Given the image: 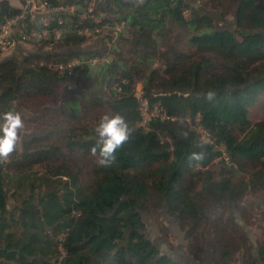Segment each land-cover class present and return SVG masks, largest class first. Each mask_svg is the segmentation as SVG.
<instances>
[{
	"label": "trees",
	"instance_id": "obj_1",
	"mask_svg": "<svg viewBox=\"0 0 264 264\" xmlns=\"http://www.w3.org/2000/svg\"><path fill=\"white\" fill-rule=\"evenodd\" d=\"M47 1L66 11L52 16L48 38L29 43L36 53L0 61V113L34 98H57L61 83L77 72L83 83L105 73L108 96L92 91L80 111L108 105L132 131L109 166L91 152L92 128L78 133L54 126L0 158V264H181L160 255L145 235L140 213L150 196L185 232L193 261L205 262L209 249L211 264H237V254L240 264L264 263V244L254 245L236 221L239 216L249 227L246 191L264 192V119L253 125L248 119L251 102L264 93V0H227L234 5L233 29H217L213 16L185 0H94L91 12L93 0ZM20 13L0 0V25ZM95 27L99 34L118 27L114 44L107 37L101 52L81 49L83 30ZM55 28L62 32L58 40ZM174 28L185 32L193 52H161ZM48 46L54 50L44 51ZM100 56L105 61L88 62ZM73 60L79 63L71 75L55 69ZM140 80L148 110L163 114L144 126L134 93ZM72 110L68 116L76 119ZM194 126L212 141L200 139ZM213 163L217 177L209 170ZM245 167L249 181L234 184L230 174ZM7 187L21 198L30 192L12 212Z\"/></svg>",
	"mask_w": 264,
	"mask_h": 264
},
{
	"label": "rangeland",
	"instance_id": "obj_2",
	"mask_svg": "<svg viewBox=\"0 0 264 264\" xmlns=\"http://www.w3.org/2000/svg\"><path fill=\"white\" fill-rule=\"evenodd\" d=\"M186 3L195 6L199 11L205 12L215 18L216 28H234L236 18L234 16V5L227 0H185ZM90 10L96 8V3L93 0L90 4ZM89 10V11H90ZM225 14L226 17L221 19L220 16ZM188 12L184 16L187 17ZM118 27L113 30L105 27L102 29L99 35L87 37V40L82 45L83 50H95L100 51L102 42L108 41V38H112L111 44L113 45L117 35ZM106 37V38H105ZM108 37V38H107ZM102 40V41H101ZM15 46V45H14ZM11 47L5 52L3 56H0V61L4 58L14 57L15 59L22 60L23 57L31 53H36V46L30 44L21 43L18 46ZM110 49V48H109ZM54 47H44V51L52 52ZM161 52H169V57L172 53H187L193 52L186 44V34L181 29L174 28L170 31V36L167 41L161 47ZM114 58V54H109ZM161 62L157 61L153 67H159ZM23 67V66H21ZM99 74V73H98ZM99 81L94 78L83 83L81 75L77 72L71 78L64 80L60 86V93L57 98H34L25 101L21 107H18V103L14 102L13 105L18 107V111L24 118V127L19 130L18 148L21 151L23 144L32 136H37L47 133L48 130L54 128V126H61L66 129L76 130L78 133L83 129L92 128L95 129L100 118L105 114H110V108L106 105L103 108L95 111H80L81 107L86 103V97L92 91L108 96V88L106 86V74L99 76ZM98 81L96 87H91L92 84ZM142 80H140L136 86L134 93L140 101L141 113L143 120L140 123L141 126L145 125V122L154 117H162L158 109L152 111L148 110L146 101L142 98ZM73 108L72 112L76 113L78 117L76 119L68 116V109ZM49 110H54L53 112ZM248 119L253 125L264 119V93H259L255 100L251 102L249 106ZM199 134L200 139L204 141L209 140L208 135L199 127H193ZM223 158V156H222ZM218 163H213L209 166V170L213 171L215 177L219 175L220 168ZM198 169V167L196 168ZM46 170L42 169L41 173H45ZM250 167H245L243 171H235L230 174L234 184H238L240 181L248 182L251 175ZM195 190L200 191L201 183L196 178ZM7 210L12 212L16 207L20 206L21 200L28 197L30 192L28 190L22 191L23 197L21 198L20 191L15 190L12 187H7ZM242 206L246 207L250 214L249 228L251 239L253 242L263 245L264 241V192L259 190H247ZM141 218L145 224L146 237L156 245L159 253L167 256L171 260L185 262L186 259L181 258L179 255L185 250L188 241L185 239V232L182 231L178 223L167 215L165 208L156 204L155 198L150 196L146 202V211L141 212ZM219 214L218 209L210 210L208 213V220H212ZM208 230H210L208 228ZM240 254L236 255L237 264L239 262ZM200 264H211V261H205Z\"/></svg>",
	"mask_w": 264,
	"mask_h": 264
},
{
	"label": "built area",
	"instance_id": "obj_3",
	"mask_svg": "<svg viewBox=\"0 0 264 264\" xmlns=\"http://www.w3.org/2000/svg\"><path fill=\"white\" fill-rule=\"evenodd\" d=\"M19 16L9 19L0 25V56L16 44H29L48 38L50 35V23L52 16L66 11L63 7H49L47 0H24L20 6ZM71 10V9H70ZM91 12V10L89 11ZM93 18V16H90ZM57 25L62 26L63 21L59 19ZM100 30L95 27L93 32L89 29L83 30L86 37L99 34ZM55 40L60 39L62 32L59 28L52 30ZM105 61L104 56L94 57L88 60L91 64L97 65ZM79 62L76 60L55 66L59 72L71 75L73 69ZM221 149V148H220ZM223 158L227 161L225 152L221 149Z\"/></svg>",
	"mask_w": 264,
	"mask_h": 264
},
{
	"label": "clouds",
	"instance_id": "obj_4",
	"mask_svg": "<svg viewBox=\"0 0 264 264\" xmlns=\"http://www.w3.org/2000/svg\"><path fill=\"white\" fill-rule=\"evenodd\" d=\"M213 95V91L207 93L208 98ZM23 127L24 118L19 111L0 113V158L16 151L19 130ZM131 131L128 122L119 113L105 114L100 118L95 128L97 144L91 148L93 154H98L99 164L109 166L115 161L117 150L129 140ZM193 157L199 159L200 154L193 153Z\"/></svg>",
	"mask_w": 264,
	"mask_h": 264
},
{
	"label": "flooded vegetation",
	"instance_id": "obj_5",
	"mask_svg": "<svg viewBox=\"0 0 264 264\" xmlns=\"http://www.w3.org/2000/svg\"><path fill=\"white\" fill-rule=\"evenodd\" d=\"M213 220H214V219H213ZM213 220H212V222H210V228L212 227ZM236 221H237V223H238V224L244 229V231L247 233L248 237H249L250 240L252 241L251 236L249 235V232H250V231H248V229H247V228H249V227H247L244 223L241 222L239 216H236ZM243 226H244L246 229H245ZM251 235H252V233H251ZM207 238H208V237H207ZM262 240L264 241V237H263ZM252 242H253V241H252ZM253 244H254V245H257V243H255V242H253ZM160 255H162V254L160 253ZM179 256H180V257H183V258H188V259H190L192 262H194V263H196V264H200V263L195 262V261L192 260V258L190 257L189 253L187 252L186 247H185V250H183V253L180 254ZM169 259H170V258H169ZM173 261H174V260H173ZM206 261H210V255H209V252H207V251H206ZM175 262H178V263H181V264H182V262H180V261H175ZM259 264H264V263H259Z\"/></svg>",
	"mask_w": 264,
	"mask_h": 264
},
{
	"label": "crops",
	"instance_id": "obj_6",
	"mask_svg": "<svg viewBox=\"0 0 264 264\" xmlns=\"http://www.w3.org/2000/svg\"><path fill=\"white\" fill-rule=\"evenodd\" d=\"M9 3H10V5H12V6H14V7H17V8H20V6H21V3L19 2V0H7ZM19 44H16L15 46H18ZM14 46V47H15ZM182 258V257H181ZM184 259H186V261L183 263L182 262V264H196V263H194V262H192L190 259H188V258H184Z\"/></svg>",
	"mask_w": 264,
	"mask_h": 264
},
{
	"label": "water",
	"instance_id": "obj_7",
	"mask_svg": "<svg viewBox=\"0 0 264 264\" xmlns=\"http://www.w3.org/2000/svg\"><path fill=\"white\" fill-rule=\"evenodd\" d=\"M244 227V226H243ZM245 228V227H244ZM246 229V228H245ZM249 235L251 236L250 232H249ZM207 252H209V249H207ZM175 261V260H174Z\"/></svg>",
	"mask_w": 264,
	"mask_h": 264
}]
</instances>
